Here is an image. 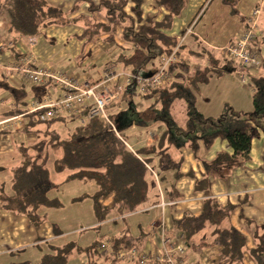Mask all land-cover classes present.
Returning <instances> with one entry per match:
<instances>
[{
  "label": "crops",
  "instance_id": "0c3cea01",
  "mask_svg": "<svg viewBox=\"0 0 264 264\" xmlns=\"http://www.w3.org/2000/svg\"><path fill=\"white\" fill-rule=\"evenodd\" d=\"M48 1L57 3L55 5L50 2L62 10L64 18L43 27L33 37H25L13 31L10 28L8 7L5 4L0 5V36L6 43L0 48V76L6 77L14 85H24L20 75L15 71L9 73L5 71V67L21 63L24 58L31 60V64L35 67L65 70V78L79 83L100 80L105 74L106 66L110 63H115L119 72L129 73L118 61L119 47L124 45L122 24H116L114 30H102L93 35L92 30L96 23L109 24L104 14L98 11L91 12L89 4L83 0ZM204 1L196 0V6L202 5ZM211 2L213 0H210L194 26H189L192 31L181 45L179 56L189 60L192 70H211L212 68L214 73L217 69L222 70L221 67L227 64V57L222 48L235 41L239 31L247 23L252 9L262 0H240L238 15L231 14L230 8L220 1L221 4L219 3L218 9L210 16V20L203 22ZM149 3L150 5L146 6L145 0L143 2V18L149 23L152 22L153 25L160 24L168 10L159 5L157 0H150ZM186 3L187 0L185 5ZM185 5L178 15L172 17L168 25L159 27L165 35L174 38L184 33L185 21L179 17ZM128 11L130 12V9ZM263 17L262 15L261 19ZM255 44L262 67L257 72H248L256 77V74H260L264 68V31L257 37ZM216 50L221 51L220 56L215 52ZM66 59H68L67 62H64ZM222 62L223 65H221ZM220 65L221 67L218 68ZM47 84V90H52H50L51 97L57 99L64 86L52 81H48ZM205 84L201 85V91ZM27 87L31 88L29 85ZM176 103L182 104L183 107L180 106L181 109L183 108V115L180 120L175 116L174 107L177 108V104L174 105L172 114L180 125H184L186 102L177 100ZM134 104L137 108L139 104L137 98ZM14 107L13 97L8 92L0 90V193L3 187L8 194L12 193V171L21 164L23 159L22 146L28 147L39 140L42 137L40 135L43 134L35 129H26L27 114H9ZM127 108L120 100L109 107V112L118 114L128 110ZM136 108L135 112L141 114L147 106L139 104V108ZM156 108L160 109L161 106L158 105ZM58 118L60 119L53 124V128L57 131L58 123L65 124L66 136H62L57 131L62 137H67L74 125L79 123V120L76 123L72 121L69 115ZM152 121L149 122L150 124L140 125L132 120L130 124L125 125L126 128L121 130L124 139L136 151L157 142L158 136L153 139L155 142L151 140L150 129L157 134L164 129L163 121ZM38 128L44 130L43 125ZM193 147L189 141L182 147L173 145L169 147L165 155L154 159L152 168L157 170L156 167H166V171L159 176L161 180L159 184L157 182L158 192L156 191L150 206L126 215H119L116 211L114 195L101 197V203L108 208L109 212L106 220L98 228L96 227L100 222L95 214L93 199L86 197L76 200L85 194L94 193L97 188L96 183L92 180H65V175L57 173L53 167L56 157L54 154V159H49L47 166L50 168L52 181L58 184V187L50 191L48 196L59 199L63 205L41 208L46 212L47 219L43 224L35 226L26 215L6 210L0 204V263L3 258L5 259L4 256L7 257L11 252L37 244L40 246L45 241H57V238L58 240L63 237L69 238L72 237L70 235L78 233L88 234L90 230L103 228L104 223L107 222L113 223L110 227L111 240L118 235L127 234L128 238L138 245L136 247L149 253L161 246L163 232L169 234L172 241L179 243L183 233L177 227L176 221L185 214H200L204 200L214 197L218 204L231 205L232 209L219 224L207 221L205 226L193 236L190 243L185 241L187 243L186 264H259L252 250L259 244H264V135L253 140L250 159L243 164L229 158L233 151L224 140L216 139L210 147H205L203 142H199L197 150ZM204 177L208 178V186L205 189H198L196 180ZM72 221L77 222L76 228L66 230L65 226ZM54 225L60 231L59 234L55 233ZM231 227L238 229L245 236L246 241L243 260L229 263V259L223 255V246L216 242V238L218 228ZM136 262L109 261V264H138Z\"/></svg>",
  "mask_w": 264,
  "mask_h": 264
},
{
  "label": "trees",
  "instance_id": "16d2710c",
  "mask_svg": "<svg viewBox=\"0 0 264 264\" xmlns=\"http://www.w3.org/2000/svg\"><path fill=\"white\" fill-rule=\"evenodd\" d=\"M83 1L89 4L91 12H101L109 21L108 25L96 23L92 30L93 35L102 30H114L118 23L123 25L124 45L119 47L118 61L129 73L138 75L155 73L159 67L160 56L170 52L178 43V37L165 35L159 27L168 25L172 17L180 13L185 0H157V3L164 6L168 13L163 16L160 24L155 25L142 16L144 0ZM239 1L221 0L234 15L240 13ZM4 4L8 7L10 28L25 37L36 36L43 27L64 18L62 10L48 0H0V5ZM226 60L227 64L221 67L222 70H228L236 64ZM212 72V68L192 70L191 63L184 58H180L178 63L169 67L173 80L165 87L143 95V99L153 100L155 105L161 106L156 112V119H152V122L163 121L164 129L154 145L137 151L131 150L114 132L109 131L107 124L99 117L88 118L85 123L78 121L79 123L74 125L67 137H62L53 128V124L60 118L42 120L40 118L42 110L27 114L26 129H35L43 134L35 143L28 147L22 146V162L12 171V193L8 194L3 187L1 188L2 208L24 214L33 225L39 226L46 221V212L41 208L63 205L59 199L48 196L50 191L58 187V184L52 181L51 171L47 166L50 150L56 155L53 167L57 173L65 175V180H92L96 183L97 188L94 193L76 199L81 200L86 197L93 199L95 214L100 222L96 228L106 220L109 212L101 203V197L113 194L119 215L136 212L151 205L152 198L156 191L158 192V185L148 165L151 166L157 156L165 155L173 145L182 147L189 141L197 150L199 142H203L205 147H210L216 139H221L226 141L233 151L229 158L240 164L245 163L250 159L253 140L264 135V76L252 77L255 85L254 99L262 109L243 110L227 105L221 114L206 116L198 111L197 98L201 92V85L209 81ZM29 87L31 88L26 84L14 85L6 77L0 76V90L8 92L15 103L14 109L9 114L25 113L29 99L45 97L48 84ZM137 88L135 82L124 88L121 102L125 103L128 110L111 114L108 109L120 132L132 120L140 125L150 124L151 120L135 112ZM157 91L161 92L160 98L154 96ZM177 100L186 102L184 125H180L172 114V108ZM69 117L72 121L78 120L77 116L69 115ZM42 125L43 131L38 128ZM156 169L158 176L166 171V167H156ZM196 184L198 189H205L208 186V178L196 180ZM231 209V205L221 206L214 197H208L204 200L200 214H185L176 221L177 227L183 233L185 241L190 243L207 221L219 224L229 215ZM54 231L56 234L60 233L56 225ZM217 234L216 242L223 246V255L229 259V263L242 261L245 236L234 227L218 228ZM73 239L74 237L66 238L61 244L45 241L43 245L47 246V252L42 254L39 262L33 263L29 259H24L11 261L8 264H66L75 250L87 252L92 258L88 264H97L100 259L107 262L109 258H112L110 262H115L113 254L116 250L138 246L128 238L127 234L118 235L112 239L110 254L99 249V239L92 240L86 246L78 244ZM25 250L14 251L9 255L16 256ZM252 253L259 264H264V244H259ZM132 261L136 262L130 260Z\"/></svg>",
  "mask_w": 264,
  "mask_h": 264
},
{
  "label": "built area",
  "instance_id": "2783aa9c",
  "mask_svg": "<svg viewBox=\"0 0 264 264\" xmlns=\"http://www.w3.org/2000/svg\"><path fill=\"white\" fill-rule=\"evenodd\" d=\"M262 10L263 5L261 3L250 13L247 24L241 28L235 41L222 48L228 60L248 67H259L261 62L259 51L254 46L257 41L254 29L257 28ZM191 31V27H188L177 45L170 52L160 56L159 67L151 75L121 73L116 69L115 63H110L106 66L105 74L100 80L79 83L76 80L65 78V70L35 67L31 64V60L25 58L21 63H14L5 67V71L7 73L15 71L16 74L20 75L22 82L29 86L44 85L48 81L59 82L64 86L57 99L51 97V89V91L47 90L44 98H32L28 102L24 114L42 110L40 114L42 120L72 115L77 116L80 123H85L88 118L99 117L107 124L109 131L114 132L127 144L115 121L109 115V107L122 96L125 86L132 82L137 84V95H144L168 85L173 80L172 74L169 73V67L180 61V47ZM5 45L6 43L0 36V48ZM85 110L86 113L84 114ZM150 138L151 140L154 139L152 133H150ZM130 149L133 150L132 147ZM148 167L156 181L159 182L157 171L150 165ZM181 239L179 243L172 241L170 235L163 232L161 246L156 250L147 253L145 250L134 246L118 249L113 255L120 261L136 260L138 264H186L187 243L183 234ZM111 242V239L101 241L98 247L100 250L109 249Z\"/></svg>",
  "mask_w": 264,
  "mask_h": 264
},
{
  "label": "rangeland",
  "instance_id": "374dc122",
  "mask_svg": "<svg viewBox=\"0 0 264 264\" xmlns=\"http://www.w3.org/2000/svg\"><path fill=\"white\" fill-rule=\"evenodd\" d=\"M149 1L150 0H145L146 6L150 5ZM220 1L221 0H213V2H211L212 4L210 3L211 4L210 7L208 8V10L206 11V13L203 17V20H202L203 22L207 21V19H208V21L210 20L209 19L210 16L216 11V9H218V6L221 4ZM209 2H210V0H205L202 5L196 6V0H187L185 8L183 9V12L181 13V15L179 17V19H181L182 21H185V23H183V24H185L184 32L187 30V28L189 26H194L197 19L205 11ZM261 3H262V5H264L263 4L264 0H262ZM261 3H259L258 5H261ZM53 4L56 5L57 3L53 2ZM258 5H256V6H258ZM201 7H203V8L201 9ZM253 9H252V11H253ZM263 13H264V11L262 10L261 16L262 15L264 16ZM260 19H261V17L258 20L257 28L254 29V31L256 33V37H259L261 35V33L264 31V17L261 19V23H262L261 25H260ZM261 26H262V28H261ZM181 36L178 37V42H179ZM254 45L256 46V44H254ZM215 52L219 56L221 55L220 50H218V51L216 50ZM67 60L68 59H66L64 62H67ZM113 62H115V61H113ZM260 62L261 63L259 65V67H248V66H244L242 64L235 62L236 64H234L227 71L223 72L219 69L215 70L214 73H212V75L210 77V81L203 86L201 94L197 98V106H198V110L200 111V113H202L206 116H208V115L217 116V115L221 114L226 109L227 105H232L237 109H243V110H251V109H256V108L262 109V107L254 99L255 85L253 84V78H252L253 76L250 74L251 72L254 73V72H257L259 69H261V67H262L261 59H260ZM223 64L224 63L222 62L221 65H223ZM221 65L218 66V68H220ZM256 75L257 76H259V75L264 76V68L262 69L260 74L257 73ZM154 96L160 98L161 92H159V91L155 92ZM121 97L117 101H115L114 103L120 101ZM136 98H137V102L139 104L144 105V107H145V105L147 106V108H145L143 113H141V116H144V117L148 118L149 120L154 119L157 115L156 112H158L160 110V109L156 108L158 105H155L153 100L147 101L145 98L143 99V95H136ZM139 104L137 105L136 109L139 108ZM174 104H177V108L174 107L175 116H177L178 120H180L181 116L183 115V113H182L183 108L181 109L182 104H178L176 102ZM172 110H173V108H172ZM73 124H74V122H73ZM65 126H66L65 124L61 125L58 123L57 127H56L57 131L59 133H61L62 136H66V134H67V128ZM149 132H152L155 139L157 138L156 136H159V134L154 132L152 129H150ZM126 142H127V144L126 143L125 144L129 148L132 147V149L134 151L133 146L131 144H129L128 141H126ZM50 153H51L50 159H54L55 153L52 150H50ZM151 167H152V165H151ZM158 184H159V182H158ZM46 219H47V217H46ZM51 219H53L52 216H51ZM108 223L109 222L104 223L105 226H103V228L90 230V232H87L88 234H82L81 235V233H78V234L70 235V236L74 237L73 240H75L78 244H81L84 246L88 245L94 239H99L100 242L101 241H108L109 239H111L112 232H110V227H111V225H113V223H111V224H108ZM67 224L68 225L65 226L66 230H74V228H76L77 222L72 221V222H68ZM106 229L108 230V232ZM56 240L57 241H55V243L61 244V243L66 241V238L63 237L62 239H59V240L57 238ZM46 249H47V246H45V245H43L42 247H36V246L30 247L29 246L28 248H26L25 251L19 253L16 256H11V255H7V257L4 256L5 259L3 258L2 259L3 261H1L0 264H8L11 261H18V260H24V259H29L33 263L39 262L42 254L44 252H47ZM109 249H105L102 251L110 252V254H111V250H109ZM90 259H92V258L87 254L86 251L75 250L69 256L66 264H88ZM111 259L112 258L107 259L108 260L107 262H106V260L104 261L103 259H100V260H98L97 264H109V261ZM115 262H125V261H120V260L115 258Z\"/></svg>",
  "mask_w": 264,
  "mask_h": 264
},
{
  "label": "bare ground",
  "instance_id": "6f19581e",
  "mask_svg": "<svg viewBox=\"0 0 264 264\" xmlns=\"http://www.w3.org/2000/svg\"><path fill=\"white\" fill-rule=\"evenodd\" d=\"M162 238V237H161Z\"/></svg>",
  "mask_w": 264,
  "mask_h": 264
}]
</instances>
